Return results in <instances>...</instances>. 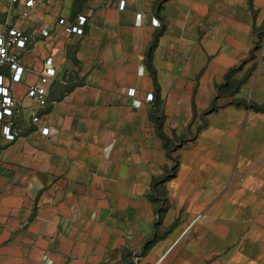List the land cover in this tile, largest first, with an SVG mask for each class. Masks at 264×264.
<instances>
[{
  "label": "crops",
  "instance_id": "obj_1",
  "mask_svg": "<svg viewBox=\"0 0 264 264\" xmlns=\"http://www.w3.org/2000/svg\"><path fill=\"white\" fill-rule=\"evenodd\" d=\"M25 1L0 0L29 35L0 264H264V0Z\"/></svg>",
  "mask_w": 264,
  "mask_h": 264
},
{
  "label": "built area",
  "instance_id": "obj_2",
  "mask_svg": "<svg viewBox=\"0 0 264 264\" xmlns=\"http://www.w3.org/2000/svg\"><path fill=\"white\" fill-rule=\"evenodd\" d=\"M17 1V0H14ZM37 0H26L28 6H33ZM125 0L121 1L124 7ZM88 17L84 14L78 16L76 23H67L65 18H61L60 23L64 24L68 32L83 34ZM158 22V19H155ZM42 33L47 34L48 28H42ZM29 35L22 28L16 25L5 24L0 28V121H3V130L5 135L14 139L16 137L15 126L17 118L24 109L22 98L17 97L8 83L6 68L11 71L10 78L15 81L22 79L25 67L21 60V50L27 47ZM57 75L54 56L49 54L45 57L43 68L39 73V79L30 84L27 89V95L38 105L49 103L48 92L49 85ZM130 94H135V88H130ZM147 99H153V93L147 95ZM35 122L39 121L38 114L33 116ZM49 127L43 126L41 131L49 133Z\"/></svg>",
  "mask_w": 264,
  "mask_h": 264
},
{
  "label": "trees",
  "instance_id": "obj_3",
  "mask_svg": "<svg viewBox=\"0 0 264 264\" xmlns=\"http://www.w3.org/2000/svg\"><path fill=\"white\" fill-rule=\"evenodd\" d=\"M254 107L258 108V109H264V103L263 104H254Z\"/></svg>",
  "mask_w": 264,
  "mask_h": 264
}]
</instances>
